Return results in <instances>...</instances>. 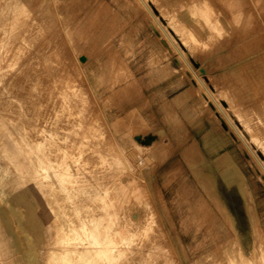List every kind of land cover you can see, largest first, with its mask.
I'll return each mask as SVG.
<instances>
[{"label": "rangeland", "instance_id": "1", "mask_svg": "<svg viewBox=\"0 0 264 264\" xmlns=\"http://www.w3.org/2000/svg\"><path fill=\"white\" fill-rule=\"evenodd\" d=\"M0 32L7 264H264V0H0Z\"/></svg>", "mask_w": 264, "mask_h": 264}, {"label": "bare ground", "instance_id": "2", "mask_svg": "<svg viewBox=\"0 0 264 264\" xmlns=\"http://www.w3.org/2000/svg\"><path fill=\"white\" fill-rule=\"evenodd\" d=\"M14 2V1H13ZM14 4V3H13ZM16 5V4H15ZM14 5V6H15ZM11 7V6H10ZM258 7V6H257ZM14 9V8H13ZM14 13V12H13ZM2 14V13H1ZM254 14V12H253ZM249 15V14H248ZM251 16V14H250ZM3 17V16H2ZM1 17V18H2ZM5 18H8V17H5ZM4 18V19H5ZM18 20V19H17ZM11 21V20H10ZM2 22V21H1ZM6 22V21H5ZM13 22V21H11ZM2 24V23H1ZM244 27H243V33L247 34V35H250L251 34V29L250 28L253 23L248 19V21L245 20L244 22ZM12 25V24H11ZM14 25V23H13ZM12 25V26H13ZM16 26V24H15ZM14 26V27H15ZM4 27V26H3ZM10 30V29H9ZM2 31V30H1ZM1 34V32H0ZM5 34V32H4ZM21 34V33H20ZM166 34V33H165ZM18 35V34H17ZM2 36V35H1ZM15 36V35H14ZM17 37V36H16ZM162 38V37H161ZM11 39V38H10ZM16 39V38H15ZM18 39H20L19 37H17V41ZM24 39V37L22 38ZM14 40V38H13ZM162 40L164 41V45L166 46V50H169L170 52H176L175 49H178L177 51H179V48L177 47V45L174 43L173 39L169 36V34L167 35V37H163ZM1 41V40H0ZM16 41V40H15ZM3 43V42H2ZM6 45V44H5ZM6 47V46H4ZM1 51V49H0ZM4 51V49H3ZM264 53V52H263ZM16 54V53H15ZM173 54V53H172ZM13 56V55H12ZM18 56V55H17ZM88 56V55H87ZM7 59V58H6ZM10 59V58H9ZM8 59V60H9ZM87 59V58H86ZM3 60V59H2ZM6 61V60H5ZM4 61V62H5ZM1 62V61H0ZM11 63V62H10ZM244 63V62H243ZM2 64V63H1ZM5 66V65H4ZM88 74V73H87ZM4 75V72L3 74H0V76ZM36 79V78H35ZM87 81V79H86ZM88 83V82H87ZM86 83V84H87ZM96 83V82H95ZM83 84V83H82ZM100 85V84H99ZM66 86V85H65ZM96 86V85H95ZM102 86V85H101ZM72 87V86H71ZM97 87V86H96ZM100 87V86H99ZM70 88V87H69ZM90 88V86H89ZM95 88V87H94ZM67 89V87H66ZM97 89V88H95ZM68 90V89H67ZM99 91V89L97 90ZM97 91H95L94 93H96ZM49 92V91H48ZM52 92V91H51ZM78 93V92H77ZM91 93V92H90ZM73 95V94H72ZM95 97V96H94ZM93 97V98H94ZM98 99V98H97ZM77 100V99H76ZM84 100V99H83ZM95 101H96V98H95ZM94 101V102H95ZM97 104V103H96ZM95 106V104H94ZM97 106V105H96ZM99 107V106H98ZM96 110V109H95ZM99 110H102V109H99ZM96 112V111H95ZM98 112V111H97ZM104 112V111H103ZM100 113V112H99ZM103 115V114H102ZM123 118V117H122ZM103 119H106L105 116ZM100 121V120H99ZM107 122V119L105 120ZM104 121V122H105ZM122 121V120H119V122ZM105 122V124L107 125V123ZM126 134V133H125ZM118 141V140H117ZM118 143V142H117ZM121 144V142H120ZM119 144V146H120ZM122 145V144H121ZM2 149H3V152L1 153L4 158H6L5 160H7L8 162H0V209L2 211V213L4 214V217L6 219L7 222H13L14 221V218L11 216V210H13L14 206H15V200L13 198V195H12V192H10V190L8 189V187L6 186V182L8 181V178L10 177L11 179H13V172H12V169L10 168L12 165L16 166V165H19L21 163V161H18L17 159V153L15 151V145L14 144H5V145H2L1 146ZM123 147V145H122ZM122 147H121V150H122ZM125 148V147H124ZM123 148V149H124ZM126 149V148H125ZM125 151V150H123ZM1 156V155H0ZM48 174V172H47ZM10 179V180H11ZM243 186L245 189L249 190L250 191V185L248 184V182L246 180H244L243 182ZM31 187L33 188H39V185H31ZM246 202V201H245ZM251 207V205H250ZM27 211H30V208H26ZM256 212V211H255ZM254 214V213H253ZM258 217V216H256ZM255 217V218H256ZM257 220V219H256ZM255 220V222H256ZM258 222V221H257ZM259 223V222H258ZM22 224L24 226H26L28 229H29V234H28V238H37L40 233H41V227L36 224V223H33L31 222V219L30 218H22ZM256 224V223H255ZM260 225V224H259ZM15 226V225H14ZM256 228V227H255ZM236 235V234H234ZM238 235L240 236V233L238 232ZM9 241L10 243L12 244V247L13 249H19L20 246L22 245V241L20 239V237H17V235H15V233L13 235L10 236L9 238ZM255 252V251H254ZM213 255V253H212ZM23 256H24V263L25 264H31V261H30V257H29V254L27 251L23 252ZM211 258V257H210ZM0 264H7L6 262V259L4 257H1L0 256Z\"/></svg>", "mask_w": 264, "mask_h": 264}]
</instances>
